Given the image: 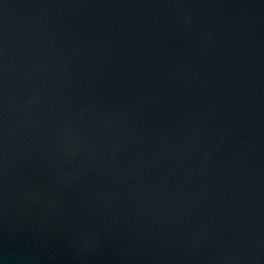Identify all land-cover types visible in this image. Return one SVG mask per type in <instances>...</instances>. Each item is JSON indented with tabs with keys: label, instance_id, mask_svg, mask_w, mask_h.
<instances>
[{
	"label": "water",
	"instance_id": "obj_1",
	"mask_svg": "<svg viewBox=\"0 0 264 264\" xmlns=\"http://www.w3.org/2000/svg\"><path fill=\"white\" fill-rule=\"evenodd\" d=\"M0 264H264V0H0Z\"/></svg>",
	"mask_w": 264,
	"mask_h": 264
}]
</instances>
